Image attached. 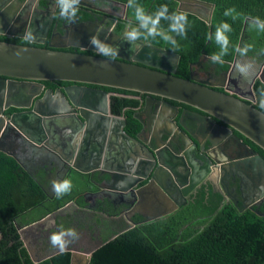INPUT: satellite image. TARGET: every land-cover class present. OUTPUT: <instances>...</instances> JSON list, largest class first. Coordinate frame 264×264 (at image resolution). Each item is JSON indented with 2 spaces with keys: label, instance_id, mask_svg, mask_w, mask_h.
<instances>
[{
  "label": "water",
  "instance_id": "water-1",
  "mask_svg": "<svg viewBox=\"0 0 264 264\" xmlns=\"http://www.w3.org/2000/svg\"><path fill=\"white\" fill-rule=\"evenodd\" d=\"M173 1L176 10L192 14L209 24L212 3L203 0ZM27 5L15 0L0 1V34L21 38L26 28L31 30L33 15L20 21V15ZM80 5L84 3L81 1ZM122 6L125 11L126 4ZM33 34L35 37L41 36L38 32ZM93 35L98 36L97 33L90 35L78 29L73 35L62 34L60 39L72 38V46L97 51L89 43ZM118 37L111 31L109 36H98L114 49L111 54L116 56L114 60L56 47L0 41V136L6 131H13V134H21L35 145L42 144L63 164L77 172H98L102 176L100 181L109 183L112 191L123 192L131 197L130 202H127L130 213L138 205L156 209L155 214L145 216V221H149L178 208L186 192L197 186L192 174L187 179L174 172L176 162L173 161L171 148L166 152L158 148V130L175 147L182 146L183 140H189V137L198 143V133L204 136V141L209 145L205 155L218 170L221 169L222 175L237 177L238 171L246 177L250 193L243 200L250 198L256 209L264 206V158L251 151L233 133L264 152V112L253 106L255 97L251 85L246 94L237 86L234 90L213 88H222L224 84L221 81L225 74L231 76L236 53L228 66V72L224 71V75H220V83H211L209 78L217 79L212 67L206 79H197L190 66L188 77L180 78L174 75L176 63H170V59L177 62L176 54L143 41L129 42L123 38L115 41ZM76 38L83 39L77 41ZM41 40L35 39L36 42ZM135 48H139V52L134 53L132 50ZM202 59L199 58L195 64L200 66ZM255 79L264 85V57L251 77V84ZM43 81L70 84L52 91L42 89ZM99 87L144 95L137 108L143 113H152L150 119L154 128L151 136L143 138L144 129L149 131L150 127L148 121L144 122L137 115L139 112L132 114L140 124L139 132L134 136L125 133L124 118L109 114V94ZM170 101L191 109H183L178 113L177 106ZM9 106L28 110L12 114L4 120L1 112ZM183 114L191 124L183 122ZM167 124L172 129L167 128ZM135 147H144L148 154L142 156ZM226 147H240L242 151L234 159L228 158L232 166L241 164V167L235 166L234 170L229 168L228 173L217 165L215 158L216 153L221 152V149L225 151ZM0 151L5 152L1 148ZM143 181L145 183L140 185ZM219 190L220 194H225L221 188ZM176 195H180L182 201ZM255 213L264 216V209L255 210ZM89 255L90 251L71 253L69 264H88ZM44 259L31 258L34 263Z\"/></svg>",
  "mask_w": 264,
  "mask_h": 264
},
{
  "label": "trees",
  "instance_id": "trees-1",
  "mask_svg": "<svg viewBox=\"0 0 264 264\" xmlns=\"http://www.w3.org/2000/svg\"><path fill=\"white\" fill-rule=\"evenodd\" d=\"M113 1L127 4V0ZM203 1L213 4L209 24L186 13L188 18L186 37L173 34L178 44L176 51L159 38L147 42L177 55L175 76L187 78L189 64L203 56L208 63H214L219 69L225 70L235 53L239 54L234 51L237 46L244 48L252 45L247 54L256 60L264 57V32H259L255 28L249 29L250 25L256 23L253 17L264 20V0ZM40 2L43 3L42 0ZM136 3L144 5L146 10L152 13L161 4H167L169 12L178 11L173 0H136ZM228 8H235L234 14H239L237 19L224 16ZM125 15L126 25L135 24L131 9L126 8ZM84 17V14H81L79 19ZM221 21L231 26V31L226 33L229 37L228 51L221 56L220 61L213 62L210 57L213 53H219V47L206 36L208 33L214 34L216 26ZM161 25L167 29L168 21L162 20ZM120 28L121 24L116 30ZM0 41L45 47L5 35H0ZM59 50L95 54L91 51H73L71 48ZM43 82L47 86L52 84ZM101 88L105 91L139 95L121 89ZM252 91L255 97L253 106L264 112V109L259 107L260 101L264 100V85L255 79ZM117 102L119 106H127L124 110L126 122L124 131L134 136L140 129L139 122L132 117L137 100L125 97L117 98ZM242 139L264 157L261 149L247 139ZM35 170L34 173L26 171L12 156L0 151V264H69L70 256L67 251H58L42 262L34 263L18 238L13 219L30 222L62 205L87 188V174L70 169L69 179L75 181L73 184L76 188L71 185V190L66 195L58 199L53 194L49 200V194L45 189L48 179H45L42 168ZM132 221V226L116 236L110 239L102 237V243L90 252L88 264H264V216L222 202L216 191L209 190L205 195L204 191L199 190L189 202L162 217L142 221L141 216L134 215Z\"/></svg>",
  "mask_w": 264,
  "mask_h": 264
},
{
  "label": "flooded vegetation",
  "instance_id": "flooded-vegetation-1",
  "mask_svg": "<svg viewBox=\"0 0 264 264\" xmlns=\"http://www.w3.org/2000/svg\"><path fill=\"white\" fill-rule=\"evenodd\" d=\"M0 1L9 2V0ZM40 1L41 0H15V2L28 4L20 15V21L25 19V17L27 18L28 15H33V27H31V30L33 32L41 33V36H36L35 39L41 38L42 40L37 42L34 40L30 44H40L46 48H71L73 51H89L86 48L79 49L72 46V38H64V40L60 39L62 34H64V36L73 35V32L78 29H80L83 33H90V35L91 33H97L100 37L109 36V31H111L115 35L119 36L115 41L123 38V32L125 31L127 24L126 15H124L125 11L123 10L122 6L123 3L113 0H81L84 5H80V13L77 15L75 24H70L59 17V9L56 6L55 0H42L43 3ZM120 7H122V9ZM81 14H84L85 16L83 19H79ZM50 16L51 21H49L50 23L48 22L47 25V20ZM37 21H39L38 25ZM120 24L121 28L116 30V27ZM53 26L55 27L54 29ZM6 37L10 38L13 36ZM80 39L76 38L77 41H82ZM91 52H94L95 55L102 56L97 51ZM200 58L202 59V57ZM205 60L206 58L202 59V64L200 66L195 64L197 61L189 64L193 73L197 76V79L203 80L206 79V74L209 72V68L212 67L213 74L217 77V79L209 78V82L220 83V75H224V71L228 72V68L225 70L219 69L216 64L208 63ZM261 60H256L248 54L244 56H241L240 54L236 55L235 60L233 61L232 59L233 63L231 61L233 66L232 73H230L231 76L225 74V78L223 77L224 80L221 81V83L223 82L224 86L222 88L216 86L213 88L216 90H223L224 88L234 90L236 88L235 86H237V88H241L240 90L242 93L246 94L247 88L250 85L252 87L253 82L251 84L250 80L254 73L258 70V63L261 62ZM238 63L251 65L248 76H244L237 70L236 65ZM49 83L52 84L47 86L44 82H42V89H50L54 91L57 88H62L65 85L70 84H59L56 83V81ZM99 88L102 89L101 87ZM106 92L109 94V114L115 117L125 118L124 110L125 107H127L119 106L117 98L124 99L125 97H128L136 99L137 106L134 107L136 109L135 112H139L137 115H139V117L144 122L148 121V128L150 127L149 131L144 129L145 131L142 133L143 138L146 139L148 136H151L154 128L153 122L150 119L152 113L148 112V114H146L137 108L139 106L140 100L144 98V95L125 94L115 91ZM172 104L177 106L178 113H180V111L183 109H191L187 106H181L182 104L179 103ZM26 110L28 109L9 106L2 110L1 117L6 120L12 114ZM182 120L184 123L189 122L185 114H183ZM174 122H176V120ZM189 124L191 123L189 122ZM125 127L126 122L123 127V131ZM167 128H171L170 124H167ZM193 130L194 129H192V132ZM137 132H139V130ZM193 133H195V130ZM233 133L237 135L235 132ZM158 134L160 139V142H158V148H160L163 152H166V150L168 151V149L171 148V155L174 156L173 161L176 162V166H174V172L184 176L187 179L192 174L197 185L191 190H188V192L185 190L186 194L184 195V201H182L180 195H176V197L182 201L181 205L186 204L191 199H193L199 190L204 191L205 195L209 192V190H212L218 192L222 202L231 203L240 210L249 209L254 213L255 210L263 211L264 206H259L256 209L255 206H252L250 198L243 200L244 196L248 197L250 191L246 177H244L242 173L237 171L238 178L232 174L222 175L221 169L218 170L213 161H211L205 155L206 147H209V145L206 141H204L203 135L197 133V138L199 140L198 143L189 137V140H183L182 146L175 147L170 143L169 139L162 134L161 130H158ZM238 137L246 146L249 147L251 151L257 153L255 148H252L240 136ZM0 148L5 151L4 153L12 156L17 161V163L28 172L34 173L36 171L35 169L37 168L43 169L45 179H48V184L46 185L45 189L49 194V200L54 194V181L58 182L67 179L71 181V185L73 187L76 186L73 184L75 181L69 179L71 178L69 170L72 168H69L66 164H63L53 152L49 151L42 144L35 145L24 138V136L21 134H13V131H6L3 136H0ZM135 149L142 156H146L148 154L144 147L143 149L140 147H135ZM224 150L225 151H222L221 149V152L216 153L217 155L215 158L217 165L219 167L222 166V170L224 169L226 173H228L229 168L234 170L235 166L241 167V164L235 163V166H232V161L228 160V158L234 159L236 155L242 153L241 148L226 147ZM169 160L171 161V159ZM220 175H222L221 178ZM101 177L102 176H99L98 172L96 171L87 173L88 183L87 188L84 191L78 192L75 196L64 202L62 205L51 211L45 212L35 220L30 222H22L18 218L13 219V224L16 227L18 238L30 258H48L58 251H67L69 252V256L71 253L75 252H91L102 243V237L105 239H110L119 234L121 231H124L125 229L132 226V217L134 215L141 216L142 221H145V216L156 213V209L144 208L141 205H138L137 209L133 211V213H130V205L128 203L130 202L131 197L127 194H122L123 192L112 191L109 183L100 181V179H102ZM239 180H241V184L239 183ZM144 183L145 181L140 183V185ZM219 188H221L222 191H225V194H220ZM113 210H116V212ZM109 211L110 213H108ZM111 211L113 212L111 213ZM61 229H74L79 237L78 239L71 240V242L67 243L63 250H61L59 246H53L49 239L53 233L59 232Z\"/></svg>",
  "mask_w": 264,
  "mask_h": 264
},
{
  "label": "clouds",
  "instance_id": "clouds-1",
  "mask_svg": "<svg viewBox=\"0 0 264 264\" xmlns=\"http://www.w3.org/2000/svg\"><path fill=\"white\" fill-rule=\"evenodd\" d=\"M55 3L59 9V17L70 24H75L81 0H55ZM126 8L132 10V17L135 21V24L133 25H126L125 31L123 32V38L129 42L143 41L147 43L159 38L164 44L170 46L173 51H176L178 49V44L175 36L186 37L187 35V14L181 11L169 12L167 4L159 5L154 13H152L148 12L144 5L136 3V0H127ZM234 13L235 8H228L225 10L224 16H231V18L235 20L238 18L239 14ZM253 19L256 23L250 25V29L255 28L259 32H264V20H260L259 17H253ZM162 20L168 21L167 29L161 25ZM230 31L231 26L227 22L221 21L216 26L214 34H207L206 38L213 40V42L219 47V53H213L210 57L213 62L220 61L221 56L227 54L229 37L226 33ZM173 34H175V36ZM21 39L24 42L31 43L35 40V36L32 30L26 28ZM89 43L96 48L100 55L110 57L113 60L116 58L115 55H111L114 49L103 43L97 35L91 36ZM251 47L252 45H247L244 48H239L237 46L234 48V51H237L241 56H244ZM115 50L118 51V49ZM132 51L134 53L139 52V48H135ZM170 63H176V60L170 59ZM236 68L241 74L248 76L251 65L238 63ZM259 107L264 109V100L260 101ZM70 190V180L66 179L53 182V192L58 199L63 195H66ZM78 238V234L74 229H61L59 232L53 233L49 239L53 246H59L60 249L63 250L67 243Z\"/></svg>",
  "mask_w": 264,
  "mask_h": 264
},
{
  "label": "rangeland",
  "instance_id": "rangeland-1",
  "mask_svg": "<svg viewBox=\"0 0 264 264\" xmlns=\"http://www.w3.org/2000/svg\"><path fill=\"white\" fill-rule=\"evenodd\" d=\"M120 8L122 9V7H120ZM120 8H119V9H120ZM249 29H250V27H249ZM249 29H248V30H249ZM252 29H253V28H252ZM252 29H250V30H252ZM260 63H261V62H259L258 64L260 65ZM259 65H258V66H259Z\"/></svg>",
  "mask_w": 264,
  "mask_h": 264
},
{
  "label": "crops",
  "instance_id": "crops-1",
  "mask_svg": "<svg viewBox=\"0 0 264 264\" xmlns=\"http://www.w3.org/2000/svg\"><path fill=\"white\" fill-rule=\"evenodd\" d=\"M234 56H235V55H234ZM234 56H233V57H234ZM151 209H154V208H151Z\"/></svg>",
  "mask_w": 264,
  "mask_h": 264
}]
</instances>
